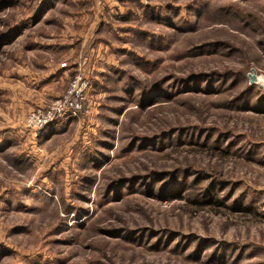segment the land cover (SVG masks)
<instances>
[{
  "label": "rangeland",
  "instance_id": "1",
  "mask_svg": "<svg viewBox=\"0 0 264 264\" xmlns=\"http://www.w3.org/2000/svg\"><path fill=\"white\" fill-rule=\"evenodd\" d=\"M79 62L86 113L30 133ZM250 75L264 0H0V264H264Z\"/></svg>",
  "mask_w": 264,
  "mask_h": 264
},
{
  "label": "built area",
  "instance_id": "2",
  "mask_svg": "<svg viewBox=\"0 0 264 264\" xmlns=\"http://www.w3.org/2000/svg\"><path fill=\"white\" fill-rule=\"evenodd\" d=\"M86 61L84 60L83 63L85 64ZM73 69V78L66 93L49 104L34 108L28 114L25 127L30 133L38 134L49 127L61 126L86 113L91 81L87 72L83 70L81 62L75 64Z\"/></svg>",
  "mask_w": 264,
  "mask_h": 264
},
{
  "label": "water",
  "instance_id": "3",
  "mask_svg": "<svg viewBox=\"0 0 264 264\" xmlns=\"http://www.w3.org/2000/svg\"><path fill=\"white\" fill-rule=\"evenodd\" d=\"M250 78L252 80V83H258L264 89V79H262L261 81V78L259 79L256 75H250Z\"/></svg>",
  "mask_w": 264,
  "mask_h": 264
},
{
  "label": "crops",
  "instance_id": "4",
  "mask_svg": "<svg viewBox=\"0 0 264 264\" xmlns=\"http://www.w3.org/2000/svg\"><path fill=\"white\" fill-rule=\"evenodd\" d=\"M63 96V95H62ZM61 96V97H62ZM57 98H60L59 96L58 97H56L55 99H57ZM51 100H49V101H47V102H45V103H49ZM33 110V109H32ZM72 123V122H71ZM58 128V127H56V126H52V127H49L48 129H45L44 131H48V130H50L51 128ZM43 132V131H42Z\"/></svg>",
  "mask_w": 264,
  "mask_h": 264
},
{
  "label": "bare ground",
  "instance_id": "5",
  "mask_svg": "<svg viewBox=\"0 0 264 264\" xmlns=\"http://www.w3.org/2000/svg\"><path fill=\"white\" fill-rule=\"evenodd\" d=\"M262 81V80H261Z\"/></svg>",
  "mask_w": 264,
  "mask_h": 264
}]
</instances>
